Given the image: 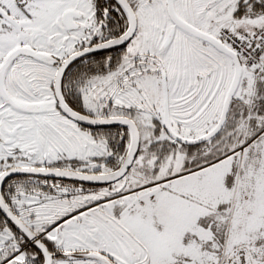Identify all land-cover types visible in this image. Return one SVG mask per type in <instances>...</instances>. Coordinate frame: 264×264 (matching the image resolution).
<instances>
[{
    "label": "snow or ice",
    "instance_id": "6c2138e0",
    "mask_svg": "<svg viewBox=\"0 0 264 264\" xmlns=\"http://www.w3.org/2000/svg\"><path fill=\"white\" fill-rule=\"evenodd\" d=\"M0 264H264V0H0Z\"/></svg>",
    "mask_w": 264,
    "mask_h": 264
}]
</instances>
